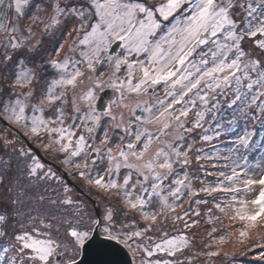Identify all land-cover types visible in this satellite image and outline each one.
Wrapping results in <instances>:
<instances>
[{
	"label": "snow or ice",
	"instance_id": "1",
	"mask_svg": "<svg viewBox=\"0 0 264 264\" xmlns=\"http://www.w3.org/2000/svg\"><path fill=\"white\" fill-rule=\"evenodd\" d=\"M31 6L32 0H0L5 49L25 47L36 23L48 32L73 18L68 35H75L63 58L61 44L48 60L58 78L46 87L38 90L37 70L17 61L12 90L0 96V128L63 154L73 178L90 191L118 197L124 214L138 213L134 223L143 227H117L111 207L102 218L94 216L66 184L47 198L55 211L21 210L18 196L0 203V264H78L97 234L127 249L129 264H192L187 250L193 241L185 230L202 222L192 219L201 216V204L241 222V243L249 229L264 225V163L250 164V154L264 150L254 130L255 122L264 129V0H47L43 8L36 5L47 22L32 15L22 30L20 20ZM11 59L6 51L4 63ZM85 77L88 85L78 93ZM105 87L115 97L98 110L95 90ZM114 106L125 109L127 119L124 112L117 117ZM105 117L119 120L120 142L107 129L97 136ZM15 139L5 136V148ZM13 150L30 182L59 185L62 177L46 169L30 146ZM98 159L107 161L103 170L89 166ZM193 160L202 175L190 174ZM205 215L209 222L220 219L212 208ZM250 250L264 264V240ZM204 255L216 257L219 250Z\"/></svg>",
	"mask_w": 264,
	"mask_h": 264
},
{
	"label": "rangeland",
	"instance_id": "2",
	"mask_svg": "<svg viewBox=\"0 0 264 264\" xmlns=\"http://www.w3.org/2000/svg\"><path fill=\"white\" fill-rule=\"evenodd\" d=\"M72 19L68 20V22L70 23V25L68 26L70 28V31L68 33L73 32V28L75 26V21ZM68 33L66 34L67 41L71 37L70 35H68ZM105 67H106L105 74H107L109 71H111V68L109 66H105ZM98 68L101 69L100 66H97V69ZM87 85H88V80L85 77L84 84L81 85L80 88L77 89V92L79 93L80 89L85 88ZM2 86L3 85L0 79V88ZM100 90L101 89L99 88L95 90L96 96ZM118 122L119 120H117L116 122H112L107 118L105 123L102 122L103 127L100 128L102 133L101 131H99L100 129H98V131L100 132V136L103 135V131L107 129L108 132H111L109 133V135L112 137V141L114 143L120 142V137L124 133L123 130H121L122 131L121 134L120 133L115 134L114 132L115 130L113 131V129L118 128L114 126V124ZM150 130L154 131V128L150 127ZM0 140H1L0 142V171L7 170V166H9L11 169L12 168L11 165L14 163L16 164V162H18V165H16L17 167H15L16 171L14 173L17 174V180H16L17 182L15 183L20 184V189L22 190L21 192H24V191L29 192L30 194H28V197H31V198L34 197L33 195L37 197L44 196L45 201L42 203L43 204L42 210L51 209L52 211H55L56 209L47 203V198L52 196L53 187H59L62 192L63 181L61 180L59 185L52 184L50 187L45 185L43 182L38 183V184L30 182L27 179L25 172L22 171L24 169V164L18 158V152L13 150V149H19V147L13 148L9 146L5 148V146L3 145V137H0ZM42 150H45V149L43 148ZM45 152L47 153L48 157H52V158L59 157V159L62 160L63 154L53 153L50 150L49 151L45 150ZM261 157H264V153L261 155ZM261 157H259L258 161H256L257 163H264V161H261ZM96 163L97 165H99V168L101 170H103L107 166L106 160L101 161L98 159ZM256 165L257 164L252 165L254 169L256 168ZM61 166L64 168L65 171H67V173L72 177V179L78 183L80 188H83V189L85 188L89 192V194H92V198L96 199L100 203L101 214H102L101 218L103 217L106 209L108 207H111L113 210L114 219L117 223V227H120L125 224L128 225L129 228L133 230H138L139 228L143 227L142 223L140 224L134 223V221H139V216L135 215L134 212H128L127 215L124 214L126 210L122 207L120 203H118V197L116 196L109 197L104 191L95 189V188L91 189L90 191L89 188L85 185V182L82 181L79 176H76L75 178H73V173L75 172L74 168L69 169L64 164ZM125 171L126 170H122L121 178H123ZM190 174L202 175V173L196 171V163L194 160L191 165ZM9 176H7V179H9ZM214 179L215 177H208V180H214ZM122 180L123 179H121V182ZM132 181L133 182L135 181L134 173L132 175ZM0 183H2L3 185V182L1 181V179H0ZM193 183L196 187H199L198 181H194ZM46 187H47V191L45 190ZM2 189L3 187L0 188V193ZM85 189L84 191L86 192ZM21 192H18V194L19 193L21 194ZM68 194L74 200L82 201L83 204L87 207L88 211L94 215L93 206L88 200H84L82 198L80 199L73 191H71V189ZM201 195L203 196V194ZM207 199L211 201V197H207ZM39 200L40 199L38 198V201ZM2 201H4V198L0 194V202L2 203ZM184 207L185 208L188 207L187 203L184 204ZM195 207L197 206L193 205V208ZM208 208H212L215 216L220 217V219H213L211 222H209L207 219V216L205 215L206 210ZM199 209L201 210V216L200 217L193 216L192 219L202 220V222L198 226L185 230L187 233L188 239L193 241V246L187 250V255L188 257L191 258L192 264H261V262L257 261L253 257L252 251L250 249L252 248L253 245H257L260 240H264V225L257 224L255 228L249 229L248 236L246 238H243V243H241L240 241L242 238L239 237V231H238L239 229L243 227L241 222L229 220L227 216L217 211L211 203L201 204L199 205ZM177 211H182V209H177ZM130 218H134L135 220L128 221V219ZM126 221L128 222L125 223ZM213 226H215L216 228L215 232H211V229ZM169 232L172 233L171 228H169ZM210 232H211V235H209ZM220 236L225 237V242L223 244L219 243ZM209 250H219V255L216 257H208L204 255V253H206ZM256 251H259V248H257Z\"/></svg>",
	"mask_w": 264,
	"mask_h": 264
},
{
	"label": "flooded vegetation",
	"instance_id": "3",
	"mask_svg": "<svg viewBox=\"0 0 264 264\" xmlns=\"http://www.w3.org/2000/svg\"><path fill=\"white\" fill-rule=\"evenodd\" d=\"M46 3L47 0H32V6L28 9L26 17L20 20V25L22 30L26 29L28 26L31 25L30 17L32 15L41 16L44 18V22L45 23L47 22L48 16L43 11H37L36 9V5H40L41 8H43L46 5ZM31 26L34 28V34L25 40V47L15 52L10 47L7 49L4 48L3 46L5 43L4 34L0 33V60L2 61V72L4 73L3 83L5 84V96H7V94L12 90L10 87V83L12 80H14L16 63L20 58L24 59L27 66L37 70V75L39 76V84L37 85L34 82V86L37 87V89L39 90L40 87L42 86L46 87L52 79L57 78V72L48 64V60L55 55L56 50L60 48L61 44H64V48L60 52V58H63L68 51L66 34L70 31V28L66 26L65 19H62V23L59 26H57L54 29H50L48 32L43 31V24L41 23H36L35 25H31ZM24 37H27L26 31L24 32ZM6 51L12 55V59L8 61L7 64H5L3 61V56ZM105 68L106 67H103L101 69L98 68L97 70L99 72ZM103 89H110V88L105 87ZM99 92L97 96L99 95ZM157 95L162 97L163 92L160 91L157 93ZM68 96L69 98L71 97L70 91L68 93ZM96 105H97V101H96ZM106 106L107 103L104 105L103 109ZM67 109L70 113L71 112L70 103L67 105ZM112 111L115 115H117V117L121 112H124L125 119H127V111L125 109L114 106L112 108ZM106 119L107 117L104 118L103 123L106 122ZM113 130L120 131L122 129L115 128ZM25 138L28 137H23V139Z\"/></svg>",
	"mask_w": 264,
	"mask_h": 264
},
{
	"label": "water",
	"instance_id": "4",
	"mask_svg": "<svg viewBox=\"0 0 264 264\" xmlns=\"http://www.w3.org/2000/svg\"><path fill=\"white\" fill-rule=\"evenodd\" d=\"M117 49L116 51H118ZM115 97V94L111 89H103L99 93L97 99L98 110L103 109L104 105ZM26 144L31 147L38 157L44 163L51 164L55 171H59L61 177L67 182L69 186L74 187V189L82 194L93 206L94 215L101 218L100 214V203L89 194L85 193L82 188H80L76 182H74L68 173L64 171L58 164H55L51 160L44 157L40 149L35 145L33 146L28 139H25ZM131 256L127 249H124L121 245L116 244L114 241L105 242L104 237L97 234V238L90 245L86 247L85 250L81 251L79 257L77 258L78 264H129Z\"/></svg>",
	"mask_w": 264,
	"mask_h": 264
},
{
	"label": "trees",
	"instance_id": "5",
	"mask_svg": "<svg viewBox=\"0 0 264 264\" xmlns=\"http://www.w3.org/2000/svg\"><path fill=\"white\" fill-rule=\"evenodd\" d=\"M71 2L72 3H76L77 2V0H71ZM79 2H82V0H79ZM72 18H68V19H65V24H66V26H69L70 25V23L68 22V20H71ZM72 20H74V19H72ZM73 35H75L74 33H73ZM73 35H71V37L69 38V40L67 41V44H69L72 40H73V38H74V36ZM105 70H106V68L105 69H103L102 71L103 72H105ZM0 79H1V83H2V87L0 88V96H5V84L3 83V79H4V73L2 72V61H0ZM254 130H255V132H256V136H255V139L256 140H264V129H261L260 127H259V123L257 124V122H256V124H255V127H254ZM99 131H101V130H99ZM97 132V134H98V137L100 136V132ZM114 131V130H113ZM115 132V134H117V133H120L121 134V132L120 131H114ZM109 133H111V132H109ZM5 136H8L9 138H12V139H15L13 136H12V132H10V131H8V129H4V128H0V137H5ZM230 139V138H229ZM31 141L34 143H36V141H35V139L34 138H32L31 139ZM0 142H1V140H0ZM22 144H25V142H24V140H20V139H15V143L13 144V145H11V147H21L22 146ZM41 149H43V147L41 146V145H39L38 143H36ZM225 146H227V139H226V141H225ZM44 152H45V150H43ZM46 153V152H45ZM50 153V152H49ZM262 153H264V150H256L255 152H253V153H251L250 154V164H257V162H255L261 155H262ZM47 154V153H46ZM194 155H195V153H194ZM193 155V156H194ZM52 158V157H51ZM54 160H56V162H58L60 165H63V163L61 162V160L59 159V157H55V158H53ZM12 162H13V160H12ZM16 162V161H15ZM206 163V162H205ZM16 165H18V162H16V164L14 163V164H12L11 165V169H10V167L9 166H7V170H5V171H0V179H1V181L3 182V185H2V183H0L1 185H0V188H2L3 187V189H2V191H1V196H3V198H4V201H2V203H5V204H7L11 199H14V198H17L18 196L24 201V203L22 204V205H17V207L18 208H20L21 210H25V209H27V208H41V209H43V204L40 202V200L38 201V198H40V197H37V196H35V195H33L34 197L33 198H31V197H28V194H30L29 192H27V191H24L23 193H24V195L23 196H21V195H19L18 194V192H21L22 190L20 189V184H17V183H15V182H17L16 180H17V174L16 173H14L16 170H15V167H17ZM89 166L91 167V168H96V167H99V165H97V163L95 164V165H93L92 163H91V161H89ZM45 167H47V168H50V166L48 165V164H46L45 165ZM52 169V168H51ZM93 174H95V172H93ZM121 174H122V172H121ZM10 175V176H9ZM57 175H59V174H57ZM135 175V174H134ZM7 176H9V179H7ZM119 179H120V181H121V175H120V177H119ZM135 179H136V176H135ZM4 180V181H3ZM63 181V186L66 184V182H64V180H62ZM67 185V184H66ZM68 186V185H67ZM70 189H71V191H73L80 199L82 198V199H84V200H87L86 198H84L80 193H78L75 189H74V187H69ZM9 189H11V191H9ZM85 189V188H84ZM86 190V189H85ZM86 192H88L87 190H86ZM89 193V192H88ZM91 196H92V194H90ZM1 203V202H0ZM135 213V212H134ZM135 215H138L139 216V214L138 213H135ZM131 220H135L134 218H130V219H128V221H131ZM128 221H126L125 223H127ZM124 223V224H125Z\"/></svg>",
	"mask_w": 264,
	"mask_h": 264
}]
</instances>
